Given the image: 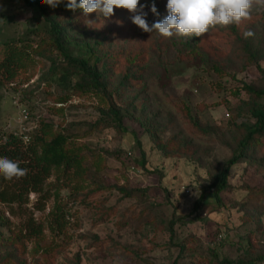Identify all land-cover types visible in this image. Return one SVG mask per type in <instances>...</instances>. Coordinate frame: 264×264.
Here are the masks:
<instances>
[{
	"label": "rangeland",
	"instance_id": "374dc122",
	"mask_svg": "<svg viewBox=\"0 0 264 264\" xmlns=\"http://www.w3.org/2000/svg\"><path fill=\"white\" fill-rule=\"evenodd\" d=\"M29 2L47 6L0 0V40L25 39L35 59L14 82L0 79V134L52 123L69 134L86 174L61 187L67 172L55 170L44 210L30 195L29 214L45 225L38 238L22 237V219L0 203L8 219L0 222V264H217L212 254L264 255V136L218 197L212 187L255 124L251 109L264 106V7L198 38H165L123 9L110 18L92 13L88 26L57 9L43 16ZM166 3L158 15L144 9L149 26L167 16ZM46 18L73 53L98 58L105 91L83 90ZM195 55L207 58L203 66L191 65ZM107 95L125 129L113 123ZM57 205L67 212L63 233L50 225Z\"/></svg>",
	"mask_w": 264,
	"mask_h": 264
},
{
	"label": "trees",
	"instance_id": "16d2710c",
	"mask_svg": "<svg viewBox=\"0 0 264 264\" xmlns=\"http://www.w3.org/2000/svg\"><path fill=\"white\" fill-rule=\"evenodd\" d=\"M153 2L156 7H160L167 0H140V3L145 5L144 9L151 7ZM29 3L41 9V15L43 16L47 12H53L57 9V12H63L71 16V19L85 18L82 10L77 9L75 12L67 10L63 3L54 9L36 2ZM46 21L51 26L53 45L66 59L69 67L77 71L76 73L81 78L83 90L105 91L106 83L102 79L98 68V58L93 52L87 51L76 55L66 44L62 27L52 19L46 18ZM0 49L1 80L14 82L22 73L33 67L35 59L32 46L25 39L10 37L6 40H0ZM206 59L201 55H195V62L191 65L197 66L199 64L203 66ZM107 98L109 100V96ZM108 111L112 114L113 123L119 128L125 129L122 112L113 106L110 100ZM251 112L256 118L253 128L241 140L239 153L236 152L225 163L212 186L217 197L221 191L227 188L226 185L232 167L240 161L247 163L249 161L248 152L253 149L257 151L261 145V142L256 139L259 136H264V106L253 107ZM53 128L52 123L43 122L31 133L3 132L0 134V156L8 157L18 162L22 168L27 169V174L20 179L6 180L0 177V203L7 208L12 216L22 219L19 233L27 239L38 238L45 231L44 223L37 221L33 214H29L30 195L35 194L38 198H41L40 200L37 199L40 202H35L34 205H39L38 210H44L47 202L52 197V190L47 187V181L55 170L60 169L67 172V184L61 187H69L72 181L86 174V168L78 155L71 152L70 147L68 148L69 134L65 130L54 131ZM24 136H27L28 140H25ZM206 201V196L203 194L200 200L197 201L196 208L206 203ZM66 216L65 206L57 205L54 208L50 225L56 232L63 233L65 231L68 223ZM184 218L185 216H179L177 220L183 223ZM4 219L0 214V222H3ZM5 222H8V219L4 220ZM175 225L176 222L171 221L170 229H175ZM211 261L217 264H264V255L245 254L237 258H230L212 254ZM16 264L26 263L17 262Z\"/></svg>",
	"mask_w": 264,
	"mask_h": 264
},
{
	"label": "clouds",
	"instance_id": "9594fccd",
	"mask_svg": "<svg viewBox=\"0 0 264 264\" xmlns=\"http://www.w3.org/2000/svg\"><path fill=\"white\" fill-rule=\"evenodd\" d=\"M51 8L65 4L67 10H82L89 26L87 17L95 13L98 17L110 18L116 9H123L132 14V22L144 32H157L165 38L173 35L198 38L211 28L239 25L250 18L255 6L264 7V0H167V16L149 26L145 19V5L140 0H41ZM151 12L158 15L153 2ZM246 32L245 37L251 36ZM27 174V169L8 157L0 156V177L6 180L20 179Z\"/></svg>",
	"mask_w": 264,
	"mask_h": 264
},
{
	"label": "built area",
	"instance_id": "2783aa9c",
	"mask_svg": "<svg viewBox=\"0 0 264 264\" xmlns=\"http://www.w3.org/2000/svg\"><path fill=\"white\" fill-rule=\"evenodd\" d=\"M24 112H25V110H24ZM25 113H26V112H25ZM24 139H25V140H28V137H27V136H24Z\"/></svg>",
	"mask_w": 264,
	"mask_h": 264
}]
</instances>
